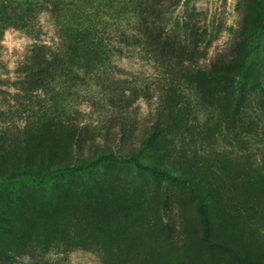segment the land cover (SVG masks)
<instances>
[{"label":"rangeland","instance_id":"1","mask_svg":"<svg viewBox=\"0 0 264 264\" xmlns=\"http://www.w3.org/2000/svg\"><path fill=\"white\" fill-rule=\"evenodd\" d=\"M92 1L100 3L99 16L107 18V1ZM136 1L145 5L144 17H159L166 34L187 42L190 54L182 55L187 63L205 68L219 55L224 57L220 64L240 66L235 82H246L243 97L235 101L231 90L223 95L221 88L211 89L216 86L213 80L201 79L179 82L167 96L171 111L162 110L170 113L164 122L169 134L154 158L168 171L190 177L188 184L106 163L98 169L102 187L77 175L45 185L23 184L0 194V264H243L202 239L199 190L219 195L205 204L213 234L264 251V91L261 95L250 88L251 80L257 79L264 90V0ZM260 8L261 22L252 34ZM82 14L71 7L59 16L43 11L32 34L55 42L56 20L73 23ZM29 32L0 17V116L15 125L23 122V107L12 104L14 69L30 48ZM147 57L133 48L122 49L114 65L96 73L95 82L86 87V80L75 81L79 96L65 101V116L86 125L82 150L89 151L94 143L114 148L119 137L112 113L116 115L117 108L112 111L104 102L112 95L117 107L116 94L133 85L143 89L127 93L121 153L140 146L155 119L162 73L168 71L159 68L157 74ZM7 100L12 106L8 114L3 111ZM89 125L97 126L98 136ZM63 129L39 140L44 162L48 151L54 161L71 160L75 128ZM21 149L19 169L24 162H37L36 150L26 155ZM10 163L11 154L0 155V184L12 181Z\"/></svg>","mask_w":264,"mask_h":264},{"label":"trees","instance_id":"2","mask_svg":"<svg viewBox=\"0 0 264 264\" xmlns=\"http://www.w3.org/2000/svg\"><path fill=\"white\" fill-rule=\"evenodd\" d=\"M106 1L107 11L110 13H103L108 15L107 18L99 16L100 3H93L92 0H0V17L6 22L26 28L30 34L38 28V14L43 11L55 16H59L68 7L73 8L74 11L83 12L79 18L80 21L69 23L64 20L61 23L56 20L58 38L55 42H44L35 34L29 36L31 37L30 48L16 64L14 76L17 84L11 99L12 104L23 107L20 111L23 116H19L23 117V122L21 125H15L9 117L0 116V155L4 157L11 154L9 170L14 175L11 182L0 184V194L23 184L45 185L77 175L84 176L94 186L102 187L103 178L98 176V169L106 163L132 166L134 170L153 172L168 182L188 184L191 182L190 177L168 171L159 166L154 158L159 146L163 145L169 134L167 132L169 125L164 122L170 120V113H164V109L162 110L167 108L171 111L172 106L166 101L167 96L177 90L178 86L174 87L179 82L189 83L201 79L213 80L216 86L211 89L221 88L222 94L224 92L229 95L228 92L231 93V90L235 101L243 97L242 83L246 84V82L242 78V81L235 82V78H238L242 72L240 66L231 68L229 65H222L220 62L224 60V57L217 55L212 58L207 67L196 68L183 60L182 55L190 54L187 42L166 34L159 17L149 19L144 17L145 5L138 4L136 0L133 2L130 0ZM260 22L261 8L257 11L252 34ZM130 48L148 55L146 59L151 61L153 70L157 74L159 68L165 67L168 70L162 73L158 95L155 93V119L150 124L147 134L141 139L140 146L131 153L122 154L121 147L126 129L124 114L128 107L127 93L132 94L143 88L137 89L133 85L132 89H120L116 94L117 107L112 101L114 98L112 95L108 102H104L106 108L112 111L117 108L116 115L112 113L118 124L115 134L119 137L114 148L94 143L89 151L82 150L81 134H85L87 127L80 123L74 124L73 118L65 116L67 112L65 101L73 96H79L74 89L75 81L86 80L83 84L87 87L89 82L96 81V73L104 72L105 66L113 63V58L118 56L122 49L127 51ZM250 88L261 95L264 91L257 79L251 80ZM211 93L208 91L207 97ZM9 101L7 100V108L3 110L7 114L12 109ZM75 114L77 110H73L72 115ZM63 128L75 131L71 141V160H64L63 163L54 161V154L48 151L44 162L42 154L39 153L42 145L39 140L44 141L45 136L51 138L58 129L65 130ZM90 129L91 132L99 135L97 126H90ZM100 135L102 136V132ZM21 148H24L26 155L29 151L36 150L37 154L39 153L37 162H31V160L27 161L28 163L24 162L19 169L16 159L21 154ZM197 194H201L198 207L202 223V239L219 246L221 250L243 264H264V251H253L249 243L236 245L232 239L212 233L209 208L205 209V204L219 198V195L216 192L200 190ZM2 228L6 229L5 224Z\"/></svg>","mask_w":264,"mask_h":264}]
</instances>
